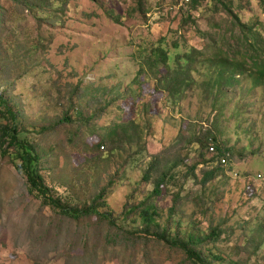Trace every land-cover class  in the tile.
Here are the masks:
<instances>
[{
	"label": "rangeland",
	"instance_id": "1",
	"mask_svg": "<svg viewBox=\"0 0 264 264\" xmlns=\"http://www.w3.org/2000/svg\"><path fill=\"white\" fill-rule=\"evenodd\" d=\"M238 21L264 38V0H0V96L45 185L64 205L96 200L112 215L52 210L0 153V264H197L129 211L164 171L150 199L163 227L200 235L208 264H264V78L246 66L217 106L208 83L245 53ZM158 47L196 55L178 95L158 79L169 68ZM207 144L230 148L226 165Z\"/></svg>",
	"mask_w": 264,
	"mask_h": 264
},
{
	"label": "trees",
	"instance_id": "2",
	"mask_svg": "<svg viewBox=\"0 0 264 264\" xmlns=\"http://www.w3.org/2000/svg\"><path fill=\"white\" fill-rule=\"evenodd\" d=\"M232 14V12H231ZM238 19V18H236ZM238 24L241 28L242 35L240 36L239 43L244 47L245 53L242 58H239L237 62H234V68L223 70V68L216 70V77L212 79L213 84L209 81L208 83L212 86V100L213 103L218 105L221 103L220 100L227 95V87L228 86H236L239 85L240 78L242 75H247L249 70H247L246 66H250L255 73V80L258 78H264V38L253 31V28H250L248 25L243 24L241 21H238ZM249 36L253 37V40L249 39ZM177 45L173 47V49H177ZM137 49V55H141L139 48ZM251 50L253 53L251 54ZM198 51V50H197ZM158 53L156 54V58L154 61L160 63L163 66H168L169 68H163L165 73L159 74V80H163L167 82L169 87V95L175 96L180 94L182 91V87L190 86L194 79L192 77L193 65L196 62V55L194 54H176L175 57L171 56V54L167 53L162 48L158 47L156 50L150 51ZM201 54L199 51L196 54ZM208 60H213L214 58H206ZM174 61L176 66L172 68L171 61ZM187 63V67H184L182 62ZM140 72L143 68V64L140 62ZM132 88L138 87L137 84H131ZM129 87V89H130ZM217 89V91H216ZM132 90V89H131ZM4 118L8 120L6 125L0 124V153L2 156L9 155L12 159L13 165L16 170L21 173L26 180L27 191L30 195L35 196L40 199L44 205L49 206L52 210L58 211L60 214L71 217L74 219H79L81 217L87 216L89 214H99V216L111 219V214L108 212H102L97 209V205L95 203L96 200L92 202L91 205L85 208H75L71 206H67L61 203L58 198H55L52 195L50 188H48L44 180L40 174L39 165H40V157L36 153V149L31 143L26 141L24 138L22 139L20 136V126L15 114H13L8 106L7 102L0 96V119ZM68 120L67 117H64L62 121ZM40 131H44L40 129ZM209 140L216 142L217 140L214 137L209 138ZM219 143V142H217ZM211 144H207V148L210 147ZM213 145V144H212ZM103 147V146H102ZM97 148L99 145L97 144ZM216 148V153L212 155L213 162H217L220 165L222 164V159L226 158L227 161L230 160V148H226L222 145H219ZM12 150L13 153H9ZM205 162H199L196 166L192 167V171H194L195 167L204 164ZM209 164L211 162H208ZM153 169L150 168L146 171L143 180L148 181L150 179V172ZM205 175L213 179L215 177V172L213 170L207 172ZM170 178V172L164 171L162 172L158 179L155 181L153 191L143 200H141L137 205L131 207L129 211H136L140 221L149 229L152 226H156L158 230L154 233L158 238L166 241L169 245L173 247H178L183 249L187 255L192 258L197 264H208L207 257H204L201 252L196 250L195 244L201 243L202 237L200 235L194 234L193 232L187 233L186 237H181L180 232L178 230V226L175 231H172V228L169 225H161L159 218L161 214L156 207V205L150 201L151 198L155 196H160L162 194V188L165 185L166 181ZM174 208V207H173ZM171 208V210L173 209ZM219 237V232L216 228H212L209 238L216 239ZM209 254L217 259H221L220 255L209 251Z\"/></svg>",
	"mask_w": 264,
	"mask_h": 264
},
{
	"label": "built area",
	"instance_id": "3",
	"mask_svg": "<svg viewBox=\"0 0 264 264\" xmlns=\"http://www.w3.org/2000/svg\"><path fill=\"white\" fill-rule=\"evenodd\" d=\"M209 150L212 152V153H215L216 152V148H215V146L214 145H210V147H209ZM227 163V159L226 158H223L222 159V164H226Z\"/></svg>",
	"mask_w": 264,
	"mask_h": 264
}]
</instances>
